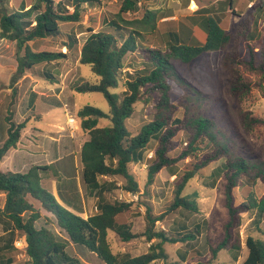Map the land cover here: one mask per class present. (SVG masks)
<instances>
[{
  "label": "trees",
  "instance_id": "16d2710c",
  "mask_svg": "<svg viewBox=\"0 0 264 264\" xmlns=\"http://www.w3.org/2000/svg\"><path fill=\"white\" fill-rule=\"evenodd\" d=\"M10 1L0 0V33L17 46L19 72L38 74V66L67 54L46 50L35 52L29 43L60 36L62 22H80L82 6L99 0H14L11 5ZM228 1L230 5L234 2ZM139 2L141 0H123L118 20L110 22V26H117L119 30L95 31L89 28V36L80 51L79 63L89 65L95 79L74 84L73 90L102 93L110 105L108 113L93 105H85L77 111L80 128L89 134L80 153L83 180L92 189L104 192L106 189L99 184V177H117L122 180L123 190L138 193L140 183L133 170L135 163L147 164L148 185L154 183L162 169H171L190 158L188 169L177 176L175 196L166 211L155 215L150 206L146 207L143 215L145 229L142 232L133 230L132 218L135 212H139L134 201L110 202L102 197L98 212L85 219L58 202L47 182L49 166L32 165L25 172L0 169V195L4 196L0 205V223L4 231L11 235L17 231L23 233L28 264H84L69 253L70 242L95 253L99 264H150L156 260L179 264L169 261L165 245L194 240L201 233V225L198 224L195 231L183 228L171 232L158 229L157 222L179 209L198 213V192L184 194V190L202 169L220 161L223 162L217 171L222 173L224 180L228 219L222 225L221 236L216 241L207 240L210 259L198 264H211L222 250L234 253L242 249L240 229L244 221L243 213L254 214L256 231H262L264 193L258 196L254 187L259 182L264 185V156L258 149L251 151L244 145L237 146L236 140L218 125L216 116L209 111L210 96L193 87L180 74L176 61L190 64L206 52L222 51L221 66L228 75L226 93L244 130L250 132L256 125L264 124L263 117L254 115L241 105L243 95L253 85L244 80L240 70L244 67L261 74L257 85L264 86V23L258 30L259 21L264 18V0L252 4L246 14L231 8L227 13L204 16L201 24L191 30L165 31L157 30L156 15L150 10L146 9L141 18L134 20L124 16L127 13L136 14ZM234 15L239 19L233 20ZM120 21L126 26L137 27L123 30ZM153 33H158L160 37L158 44L152 43ZM68 37L71 40L65 46L72 49L78 40L75 35ZM128 55L142 60L143 67L134 72L125 71ZM46 77L51 79L50 74ZM118 88L121 92L113 91ZM177 88L180 93L175 92ZM155 95L153 120L133 135L126 122L134 114L136 103L148 102ZM13 117L14 112L9 109L5 118L9 124L7 137L0 143V161L17 147L26 127V121L17 123ZM103 119L106 125H102ZM178 149L179 153L173 156L172 152ZM243 182L247 183L248 194H244L238 204L235 190ZM113 185L116 187V182ZM212 186L215 187V184ZM42 219L44 222H41ZM204 222L208 226L209 221ZM53 225L64 230L66 237L57 233ZM110 234L123 242L138 238L155 241L150 244L147 253L133 257L116 252ZM245 245L248 255L242 264H264V238L248 234ZM0 264L17 263L7 258L0 259Z\"/></svg>",
  "mask_w": 264,
  "mask_h": 264
},
{
  "label": "rangeland",
  "instance_id": "374dc122",
  "mask_svg": "<svg viewBox=\"0 0 264 264\" xmlns=\"http://www.w3.org/2000/svg\"><path fill=\"white\" fill-rule=\"evenodd\" d=\"M14 2V0H11L10 5ZM122 2L123 0H99L95 3H86L82 6L80 22H62L60 26L62 33L60 36L40 39L31 47L32 50L62 52L69 55L68 58H60L63 62L60 63L63 64L60 68L64 76H67L68 71H70L67 76L66 85L68 84V86H66L64 96L70 114L74 112L73 105H76V109H80L85 105H93L106 113L110 111V105L102 93H80L73 90V85L81 84L86 81H93L95 79L91 67L89 65H81L78 60L81 44H83L89 36V33H81V31L87 32L89 28H93L96 31L119 30L117 26H110V22L115 19L118 20L117 14L120 11ZM257 2L258 0H234L232 5H230V1L228 0H141V5H139L136 14L127 13L124 16L128 20L141 18L143 12L147 9L154 12L156 15L155 22L157 24V30H185L187 28L191 30V28H195L201 24L203 17L208 14L215 15L221 12L227 13L231 8L237 13L241 12L246 14L249 7ZM70 11L72 12L73 9L70 8ZM232 18L233 20L239 19L235 15L232 16ZM263 23L264 18L260 19L258 30H261ZM120 24L124 27L123 30H130L137 27V25L133 27L126 26V24L121 21ZM157 34L158 33H153L152 37L151 35L149 36L152 38L153 44H158L160 42V37ZM68 35H75L79 43L72 49H67V47H65V44H68L71 40ZM198 39L200 40L201 38L198 37ZM201 40L204 41V38ZM144 41L147 43L146 40ZM161 44L164 43L162 42ZM20 54L22 55L23 51ZM222 54V51H209L197 57L190 64L176 61V66L180 74L193 87L210 96L211 105L209 111L216 116L218 125L223 128L231 138L236 140V143H238L237 146L240 147V145H244L246 149L251 151L252 149H258L260 155L263 157L264 124L256 125L250 132L244 130L237 111L226 93L228 75L221 66ZM17 55L18 49L15 42H11L7 38L2 37L0 33V93L2 94L0 95V141L6 137L5 132L1 129V125L4 122V117L7 115V110L10 107L13 108L23 97L21 94L22 92H20V86L17 85L18 79L24 75L18 70ZM142 67V60L139 58L131 57L130 55L126 57L124 70L128 73L134 72V70ZM240 70L244 80L253 85L252 89L243 95L241 105L245 110H251L254 115L264 118V86L257 85L262 75L244 67H241ZM42 81L49 86L50 90H47L46 93L50 95L53 94L54 91L50 86L58 84L51 83L45 79ZM43 86L44 84H41V87ZM113 91L121 92V88L114 89ZM175 92L180 93L179 88H177ZM155 100L156 95L148 102L139 101L136 103L134 114L126 122L128 129L133 135L138 134L145 124L153 120ZM25 106L29 108V103L26 102ZM30 106V109L37 110L30 122L38 125V127L44 129V131L50 130L49 122L54 119L55 116L64 118L65 109L63 106L52 107L48 113L39 112L38 106H36L35 103H31ZM18 110L19 115H21L20 113L24 115V112H21L20 108ZM15 113L14 119L18 121L17 111ZM39 113L42 114L44 118L42 121L36 120ZM28 125L31 126L30 123ZM102 125H106V120H102ZM179 151L180 149L173 151L172 155L176 156ZM66 152L67 148L63 147L64 155H66ZM75 156L76 155L70 157V159H73ZM189 161L190 158L180 161L171 169H162L155 177V182L152 185L147 184V164H133V170L137 174L140 183V192H138V198L134 201L137 203V212L139 211V215H144L147 206L151 207L155 215H160L168 209L175 196V180L177 176H181L188 169ZM222 162L223 161L214 162L202 169L200 174L190 181L184 190V194H191L195 191L198 192L200 209L198 213H190L184 209H179L166 216L162 221L157 222L158 229H171V231H173L174 227L185 224L187 229L185 231H195L192 227L196 222L205 219L209 221L208 230H204L203 235L195 238L193 241L187 243H167L165 245L170 262H179V264H198L210 259L211 253L207 240L210 238L216 241L218 236H221L223 223L228 219L223 189L224 180L221 177L222 173L220 174L217 171V168ZM75 164L81 175V159H77ZM11 170L17 171V169L13 170V168H11ZM19 171L23 172V170ZM51 173H53V171H51ZM118 179L122 181L120 178ZM213 183L215 187L212 186ZM254 190L258 196H261L264 193V185L259 182L254 187ZM121 194H123V199H120ZM244 194L245 196L248 194V187L245 182L235 190L236 201L238 203L241 202V197ZM115 197L116 200L125 201L128 199L122 188L115 194ZM111 199L115 200L113 198ZM3 201L4 196L0 195V205L3 204ZM142 206L143 211L140 209ZM254 217V214L250 215L246 213V215H244V221L240 229L242 249L234 253L223 250L225 253L220 252L217 259H215L212 264H240L242 262V256L248 255V250L245 245L247 233L257 236H261L262 233H264V226H261V232L256 231V224H254L253 219L248 224V219ZM41 222H44L43 219ZM52 228L61 236L66 237L64 230L57 227V225H53ZM144 229L145 222L143 218H137L135 220L134 230L136 232H142ZM4 230L3 224L0 223V259L12 258L17 264H28V257L24 251V244H19L21 240L24 242L23 233L17 231L14 235H11V233L5 234ZM110 239L116 252L123 251L124 249L131 250L133 248L136 249L134 254L137 256L148 251L149 248V243L144 238L133 240L131 245L122 242L114 234H110ZM13 241L14 244H12ZM70 251L74 253H76V251L80 252L74 247H71ZM184 257L187 259L186 262L183 261ZM156 264L166 263L158 261Z\"/></svg>",
  "mask_w": 264,
  "mask_h": 264
},
{
  "label": "crops",
  "instance_id": "0c3cea01",
  "mask_svg": "<svg viewBox=\"0 0 264 264\" xmlns=\"http://www.w3.org/2000/svg\"><path fill=\"white\" fill-rule=\"evenodd\" d=\"M20 1L22 2V0ZM81 33H88V32H84L82 30ZM38 40L40 39L31 41L29 43L30 47H32ZM82 45L83 44H81V47L79 49L78 60ZM33 51L39 52V50H34V49ZM68 57L69 55H66V58ZM60 63L63 62L62 60L58 59L49 64L47 63L41 64L40 66H38L39 67L38 69L41 73L38 72V74H33L30 71H26L23 77L18 79L17 85L20 86L19 87L21 89L20 92H22L21 94L23 97L22 99H20V101L17 104H15L13 108L10 107L9 109L13 111L14 114H16L15 112L17 111L19 119L18 121H15L13 117V120L15 122L20 123L26 121L27 123H26V127L22 131V135L20 141L18 142L17 147L11 149L4 156L2 161H0V169L3 171H12L11 168H13V170L17 169L18 172L19 170H23V172H25L32 165L49 166L50 171L46 172L47 182L50 184L51 191L56 197V199L68 210L87 219L89 216L94 215L98 212V204L100 198L103 197L110 202H114L116 200L115 194H117L119 190H121L122 187L120 186V184H122V181H120L117 177H111V176L99 177V184L102 185L104 189H106V191L102 192L99 191L98 189H92L91 187H89L82 178L83 168L81 175L78 171V168H76L77 165L75 164V161H77V159H80L81 148L85 143V141L89 139V134L80 128V122L77 120V117H76V122H71L70 120L69 117L70 111L67 109L66 106L67 104L64 98L66 86H68V84L66 85L67 76L70 73V71H68L67 76H64L60 68L61 66H63V64ZM46 74H50L51 79H48L46 77ZM43 79L51 83L58 84L55 86H50L51 89H53L54 91L53 94L50 95L46 93V91L50 89L49 86H47L46 83L42 81ZM41 84H44V86L41 87ZM0 95L2 94L0 93ZM26 102L29 103V108L25 106ZM31 103H35L36 106H38L39 112L41 111L45 113H48L52 109V107L63 106L65 109L64 118L55 116V118L50 120L49 122L50 130L44 131V129L38 127V125H35L32 122H30L35 112L37 111L36 109H30ZM75 106L76 105H73L74 112L72 114L76 116V112L78 111V109H76ZM19 108L21 109V112H24V115H22V113H20L21 115H19L18 113ZM8 110H7V115H8ZM6 116L3 119L4 122L1 125V129H3L2 131L5 132L7 137L6 131L7 128L9 127V124L5 119ZM43 119L44 118L42 114L39 113L36 120L42 121ZM29 123L31 124V126L28 125ZM71 124L72 127H70ZM2 141H0V143ZM63 147L67 148L66 155H64L63 153ZM74 155L76 156L73 159H70V157ZM4 166L6 169L4 168ZM51 171H53V173H51ZM111 182H113L114 184L116 182V187ZM111 198L115 200H112ZM242 200H243V196L241 197V201ZM140 209H142L143 211V206ZM244 215H246V213H243V216ZM139 217L143 218V215H139L138 213L135 212L132 218L134 227H135V220ZM252 219L253 218L248 219L247 221L248 224L252 221ZM205 220L196 222L192 227L195 228L198 224L201 225V233L200 235H197V237L202 236L204 230L205 231L206 229L208 230V226H206L204 222ZM261 226H264V217L262 219V223L260 224V227ZM183 228L186 229L185 224H180L174 227L173 231H171V229H165V230H170L171 232H178ZM134 232L136 231L134 230ZM4 233L6 234L7 232ZM248 234L250 233H247V235ZM262 235L264 236V233H262ZM262 235L261 237H263ZM154 241L155 239H153L151 242L147 241L149 243V247L150 244ZM124 243H127V245H131L133 241L124 242ZM71 247H74L75 249L79 250L81 254L80 252L77 251L76 253L70 251ZM135 250L136 249L133 248L131 250L124 249L121 252L123 254L124 253L130 254L131 256L134 257L136 256L134 254ZM68 251H70L69 252L70 254L78 257L84 264H99V260L97 259L96 254L88 250L87 248L74 245L72 242H70L68 244ZM147 252L148 251H145L144 253ZM220 252L225 253L223 252V250ZM242 257H243L242 259L243 262L247 257V255ZM28 261H29V257H28ZM158 261H162L163 263H165L163 260H156V261H152L150 264H156ZM183 261L186 262L187 259L184 257ZM242 262L240 264H242Z\"/></svg>",
  "mask_w": 264,
  "mask_h": 264
},
{
  "label": "built area",
  "instance_id": "2783aa9c",
  "mask_svg": "<svg viewBox=\"0 0 264 264\" xmlns=\"http://www.w3.org/2000/svg\"><path fill=\"white\" fill-rule=\"evenodd\" d=\"M139 5H141V2H139ZM69 117H70L71 122H76V116L69 114ZM70 127H72V124L70 125ZM120 186H121V184H120ZM122 190H123V188H122ZM123 192L125 193L126 197H128V199L125 200L127 202H133L138 198V193L128 192L125 190H123ZM122 196H123V194H121L120 199H123ZM19 244H24V242L21 240L19 242Z\"/></svg>",
  "mask_w": 264,
  "mask_h": 264
}]
</instances>
